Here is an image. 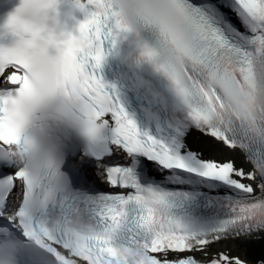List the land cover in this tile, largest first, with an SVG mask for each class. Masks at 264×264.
Returning <instances> with one entry per match:
<instances>
[{"label":"snow or ice","instance_id":"6c2138e0","mask_svg":"<svg viewBox=\"0 0 264 264\" xmlns=\"http://www.w3.org/2000/svg\"><path fill=\"white\" fill-rule=\"evenodd\" d=\"M58 4L4 25L0 264H264V0ZM139 27L164 84L124 96L95 70Z\"/></svg>","mask_w":264,"mask_h":264}]
</instances>
